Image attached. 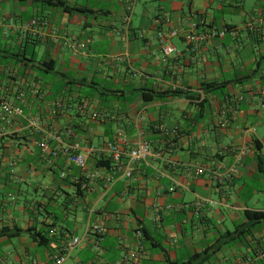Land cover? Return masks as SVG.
I'll list each match as a JSON object with an SVG mask.
<instances>
[{
	"label": "crops",
	"instance_id": "1",
	"mask_svg": "<svg viewBox=\"0 0 264 264\" xmlns=\"http://www.w3.org/2000/svg\"><path fill=\"white\" fill-rule=\"evenodd\" d=\"M62 1L0 0V92L13 102L26 90L23 116L0 120V264H53L72 237L81 243L63 264H264V218L246 216L264 213V0ZM158 17L179 32L167 58ZM200 20L197 33L211 36L195 55L184 36ZM64 34L87 42L86 53L73 55ZM224 108L233 112L221 125ZM67 128L85 173L63 156L48 164L36 146L43 132ZM119 131L125 147L140 134L156 153L130 179L95 167ZM240 146L247 155L226 178ZM94 170L111 184L88 180Z\"/></svg>",
	"mask_w": 264,
	"mask_h": 264
},
{
	"label": "built area",
	"instance_id": "2",
	"mask_svg": "<svg viewBox=\"0 0 264 264\" xmlns=\"http://www.w3.org/2000/svg\"><path fill=\"white\" fill-rule=\"evenodd\" d=\"M133 13V1L129 2L124 11V15L122 18V31L127 39L129 33V25L131 21V16ZM157 23L159 28L155 32V38L161 48L162 54L164 58H167L176 52V49L172 43L173 39L176 38L179 34L177 29L168 27L170 20L166 17H158ZM37 21L33 20L30 24L37 25ZM10 25H12V21H10ZM41 25L47 26L48 23L42 21ZM201 25H205L203 20L199 22H190L188 29L185 33L184 39L189 44V52L195 55L198 54V43L200 41H205L208 39L211 34H199L197 33V28ZM247 28L251 29L253 24L251 22L247 23ZM222 31L221 34H223ZM63 44L66 46L73 55L76 54H85L86 53V43L76 39L67 38L66 34H64ZM127 55H125L126 57ZM13 76V74H9ZM36 88V85H33ZM2 92V91H1ZM0 92V120L8 121L9 119L21 118L23 116V111L20 106L25 100L26 90L23 88H18L14 92L13 102L6 99L4 94ZM35 92V91H34ZM264 94V92H262ZM229 98H225V102L227 103ZM61 106L58 101L52 104L51 113L52 115H56L57 111L60 110ZM232 110L228 108H224L220 111L221 119L219 123L224 125L227 123L230 113ZM38 121L36 118L28 119V127L33 128L38 131H42V129L38 128ZM164 130V129H161ZM168 133L167 130H165ZM170 135L173 137L178 136L177 130L172 129ZM72 138L71 129H65L63 131L59 130H50L43 132L42 138L40 141L36 143L37 148L40 151L41 157L48 163L51 164L57 157L63 156L66 158V162L68 165H73L78 168L81 172H87V165L85 161V157L78 153L79 145L71 144L66 142V140ZM94 152V151H92ZM98 154H106L107 158L111 161V165L113 169H119L122 171L124 177L130 179L132 178V170L133 166L137 163L143 162L150 157L156 156V153L153 151L151 144L144 140L142 136L139 134L136 138L135 143L132 147H125V139L123 137L122 131H119L117 134V140L114 144H107L106 147L97 152ZM233 163L229 167H227L224 171V177H232L237 175L239 168L242 166V163L247 155V147L240 146L236 147L234 150ZM111 169V168H110ZM198 174L203 173V169L199 168L197 170ZM86 178L90 181L102 180L105 182L107 186H109L112 182V176L107 173H102L98 170H94L93 172H88ZM60 178H64V174L60 175ZM81 188L83 190L88 189V185L85 183H81ZM91 232H93L98 238H101L105 233L106 229L104 226L99 224H92L89 228ZM52 231H50L51 233ZM136 234L140 237L141 232L137 231ZM81 243L80 238L72 237L68 244L61 249V252L54 258L53 264H63L70 251L77 247ZM118 264V263H114Z\"/></svg>",
	"mask_w": 264,
	"mask_h": 264
},
{
	"label": "trees",
	"instance_id": "3",
	"mask_svg": "<svg viewBox=\"0 0 264 264\" xmlns=\"http://www.w3.org/2000/svg\"><path fill=\"white\" fill-rule=\"evenodd\" d=\"M42 3H44L45 5L47 6H52V7H64L65 3L62 1V0H40ZM66 10V8L64 9ZM210 85H206L204 87V89H207ZM218 88V87H217ZM143 100H150L152 98V95L150 94H143ZM258 150H260V146H258ZM111 161L109 159H106V160H99V161H96L95 163V167L96 168H105V169H110L111 167ZM260 168V167H259ZM63 180H66V178H63ZM77 191L78 193H82L83 192V189L81 188V182L79 181L77 183ZM246 216L248 217L249 220H252V221H259L260 219L264 218V213H256V212H247L246 213ZM39 238H40V243L41 244H44L46 243V239L39 233L38 234Z\"/></svg>",
	"mask_w": 264,
	"mask_h": 264
}]
</instances>
